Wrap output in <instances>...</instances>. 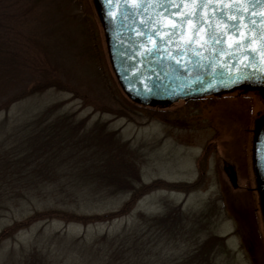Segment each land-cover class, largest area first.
I'll return each mask as SVG.
<instances>
[{"label":"rangeland","instance_id":"374dc122","mask_svg":"<svg viewBox=\"0 0 264 264\" xmlns=\"http://www.w3.org/2000/svg\"><path fill=\"white\" fill-rule=\"evenodd\" d=\"M7 1L0 264H264L246 132L264 115V99L238 90L165 109L137 106L110 69L93 0ZM47 109L46 125L61 116L84 131L79 138L95 131L89 152L67 168L43 167L38 157L43 134L31 121ZM93 165L113 182L90 178ZM154 182L169 185L149 188ZM237 214L248 215V228Z\"/></svg>","mask_w":264,"mask_h":264},{"label":"water","instance_id":"95a60500","mask_svg":"<svg viewBox=\"0 0 264 264\" xmlns=\"http://www.w3.org/2000/svg\"><path fill=\"white\" fill-rule=\"evenodd\" d=\"M93 5L110 69L129 101L164 108L236 90L264 98V3ZM252 132V173L264 225V116Z\"/></svg>","mask_w":264,"mask_h":264},{"label":"trees","instance_id":"16d2710c","mask_svg":"<svg viewBox=\"0 0 264 264\" xmlns=\"http://www.w3.org/2000/svg\"><path fill=\"white\" fill-rule=\"evenodd\" d=\"M34 2V0H32ZM4 3L6 5H9V1L6 0V2L0 1V23L2 25H5L7 21H9V18H7V13H5L4 10ZM44 88L53 87L49 84H44ZM56 87V86H54ZM43 114L40 115L39 118H36L31 121V124L38 125L35 127L37 130H39L43 136L41 137L43 142V149L41 152L43 153V156L41 157V161H43V167L50 163H57L55 165L63 166L64 168L69 167L70 162L75 157L74 154H81L86 151L85 149L89 147L90 144H92V141H96L95 137L93 135L95 134V131H90L88 134L85 132L82 137H78L79 134L84 132L83 130H77L76 128H73L74 125H68L70 124L68 121H71L68 117H58L54 122H50L46 125L47 116L50 113V109L45 110L42 112ZM44 125V126H43ZM42 128H41V127ZM79 142V143H78ZM93 145V144H92ZM97 145V144H96ZM91 150V149H90ZM94 152H97L98 150H93ZM106 157V156H105ZM43 158V159H42ZM130 159V157H129ZM33 162V161H31ZM30 162V163H31ZM93 174L89 175L90 178H92L94 181L99 183H112L114 175H107L103 174V172H99L102 170V167H96L93 165ZM107 171L110 173V168L112 167L111 164H108L105 166ZM125 167H127L129 170H127L128 173H132L130 170V166H127L125 164ZM44 171V170H43ZM169 184L162 183V182H154L149 186L151 187H167ZM121 211V210H120ZM112 213L111 216H104L106 217H116L121 212ZM35 220L36 218L32 217L31 221ZM247 220V219H246ZM17 226H14V229ZM246 233L241 235V239H247ZM242 241V240H241ZM247 246V245H246ZM252 246V245H251ZM251 246H248V249L251 250Z\"/></svg>","mask_w":264,"mask_h":264},{"label":"snow or ice","instance_id":"6c2138e0","mask_svg":"<svg viewBox=\"0 0 264 264\" xmlns=\"http://www.w3.org/2000/svg\"><path fill=\"white\" fill-rule=\"evenodd\" d=\"M112 0H105V3H111ZM125 3H139L142 0H123ZM170 2H178V3H191V4H212V3H264V0H170ZM222 39V38H220ZM247 38L243 43H247ZM235 46V45H234Z\"/></svg>","mask_w":264,"mask_h":264},{"label":"flooded vegetation","instance_id":"af4514ba","mask_svg":"<svg viewBox=\"0 0 264 264\" xmlns=\"http://www.w3.org/2000/svg\"><path fill=\"white\" fill-rule=\"evenodd\" d=\"M203 99H207V98H203ZM210 99V98H209ZM201 101L202 99H197V100H187V101H181V102H178V104L179 103H181V104H187V103H189V102H197V101ZM170 107V106H169ZM150 109H153V108H150ZM154 109H158V108H154ZM248 134H251V132H249ZM229 170L231 169L230 167H227ZM227 169V170H228ZM226 171V170H225ZM229 177H230V182H231V186H233V187H235L236 186V176H235V174L232 172V171H230V174H229ZM231 177H233V182H232V180H231ZM251 179H252V177H251ZM234 208H235V210H236V212L237 213H239V211L241 210L240 208H238L237 206H235L234 205ZM256 210H254L253 212H255ZM243 221V223H244V225L245 226H247V228H248V221L246 220L247 218H248V215H246V214H243V215H240V214H237ZM231 216H234V215H231ZM241 219H236L237 221H241ZM246 231L247 230H244L243 231V234L244 233H246ZM243 239V238H242ZM243 243L245 244V239L243 240ZM241 246H242V248H243V245H242V243H241ZM248 250H250V249H248Z\"/></svg>","mask_w":264,"mask_h":264},{"label":"bare ground","instance_id":"6f19581e","mask_svg":"<svg viewBox=\"0 0 264 264\" xmlns=\"http://www.w3.org/2000/svg\"><path fill=\"white\" fill-rule=\"evenodd\" d=\"M246 132L249 133V129H246Z\"/></svg>","mask_w":264,"mask_h":264}]
</instances>
